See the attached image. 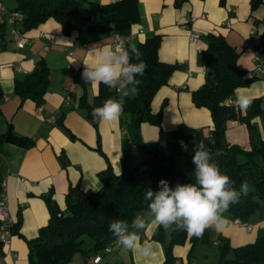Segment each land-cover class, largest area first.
<instances>
[{
  "label": "crops",
  "instance_id": "obj_1",
  "mask_svg": "<svg viewBox=\"0 0 264 264\" xmlns=\"http://www.w3.org/2000/svg\"><path fill=\"white\" fill-rule=\"evenodd\" d=\"M115 1L118 0H85L84 4ZM136 1L138 22L117 33H136L134 42L143 41L151 34H160L158 58L180 65L171 74L168 83L161 86L152 98V112L161 110L162 117L159 126L148 122L140 124L144 142H155L160 133L162 142L172 141L173 131L180 123L204 130L212 127L209 110L194 106L191 99V92L204 82L200 56L208 42L207 33L223 35L239 52L238 66L246 71L247 76L255 77L249 85L238 88L246 89L253 98L264 99V69L260 74H253L256 53L264 64V0L254 9H251V0H223V3L221 0H186L180 6H176L175 0ZM10 3L11 0H0V20L5 23L17 5L16 0L13 7ZM226 21L230 22L229 27L224 25ZM9 26L6 23L8 35L0 41V135L10 128L15 135L32 140V144L24 147L0 142L4 196L13 223L20 221L19 233L12 234L9 244L2 245L0 249V264H28L26 239L35 237L49 218L44 197L52 196L63 210L65 194L70 186L96 190L100 186L97 177L100 170L110 164L114 172H120L126 118L122 114L119 120L103 124L98 122L95 128L84 111L77 107L78 98L84 90L73 81L77 71H84L83 61L89 59V49L93 45L110 46L115 32L101 34L84 44L79 42L75 31L65 35L61 25L48 18L37 27L22 32L25 41L19 47ZM140 29L142 33L138 32ZM191 31L198 33L195 43L188 39ZM258 46L262 47L259 52ZM40 60H44L49 67L44 101L41 104L31 99L20 102L14 92V81L35 70ZM85 88L89 102V97L93 100L99 87L93 90L90 84L85 83ZM235 99L233 93L226 103L236 106ZM252 122L262 138L264 114L253 118ZM225 139L228 144L250 148L248 128L237 120L228 122ZM139 151L143 150L133 149L134 160L141 162L147 159L145 154L142 159L139 158ZM256 213L242 221L247 228L235 224V218L227 211L223 214L224 222L220 229H207L208 242L198 243L191 258L187 259L191 246L189 238L183 244L175 245L173 252L181 256L186 264H213L219 258L218 246L225 240L231 247H237L264 236V207L258 215ZM158 227L141 233V243L148 240L157 253L151 264H162L164 260L160 242L151 238ZM170 231H166L167 234ZM99 253L101 260L98 263L93 262L96 254L90 253L75 255L69 264H146L121 246L108 253Z\"/></svg>",
  "mask_w": 264,
  "mask_h": 264
},
{
  "label": "trees",
  "instance_id": "obj_2",
  "mask_svg": "<svg viewBox=\"0 0 264 264\" xmlns=\"http://www.w3.org/2000/svg\"><path fill=\"white\" fill-rule=\"evenodd\" d=\"M84 1L16 0L14 10L23 15L19 23L23 32L53 18L61 25L65 35L75 31L79 42L84 44L104 33L128 30L133 23L138 22L136 0H118L109 4H84ZM184 1L175 0V4L180 6ZM261 2L251 0V9ZM5 31L6 23L0 20V41L4 40ZM207 39V45L200 56L204 67V82L191 92V99L194 106L209 110L213 125L204 130L180 123L173 131V140L167 142H162L161 133L155 142H144L140 135V124L148 122L160 125L162 112H152L150 103L158 89L168 83L171 74L180 65L158 58L160 34H151L143 41L132 42L125 47L135 45L142 53L141 59L147 68L143 76L137 77L141 81L137 94L125 97L123 115L126 123L122 139L121 175L120 172H114L109 164L97 173L100 181L98 189L83 190L78 185L70 186L65 194L63 210L52 196H45L49 218L35 237L26 239L28 264H69L77 254L103 252L116 239L109 231V225L117 219L130 224L138 213L145 211L150 203L145 199L148 189L158 191L161 180L168 181L173 188L177 184L196 183L195 165L192 163L193 147L201 142L210 149L211 162L218 166L221 174L227 175L234 182L233 186L237 190L244 181L254 189L246 197L242 196L240 203L231 205L228 211L231 216L245 221L250 213L264 207V138L258 135L256 125L252 122L253 118L264 111L262 99L254 98L251 107L244 113L238 107L226 103L236 88L249 85L255 77L247 76L246 71L238 66L239 52L223 35L210 32L207 33ZM131 62L139 61L133 58ZM81 74L79 70L73 75V81L84 90L78 98L77 107L84 111L97 128L98 120L92 116L93 109L103 106L109 98L119 99L118 93L101 84L90 104ZM48 83L49 67L44 60H40L35 70L21 79H15L14 92L20 102L31 99L41 104ZM232 120L246 124L249 149L226 142V127ZM2 141L24 147L32 144V140L15 135L10 128L0 135ZM180 141L189 146L188 151L182 149ZM133 149L146 152L147 159L136 162ZM3 181L0 170V193ZM19 226V220L12 224V234L19 233ZM151 238L160 242L163 248L162 264H186L181 256L174 254L173 247L183 244L187 238L191 243L187 259L193 256L198 243L209 240L208 230L197 238L189 236L182 229H171L167 234L162 226L153 232ZM2 245L0 242V249ZM218 250V261L213 264H264V236H258L253 242L237 247H231L225 240L218 246Z\"/></svg>",
  "mask_w": 264,
  "mask_h": 264
},
{
  "label": "clouds",
  "instance_id": "obj_3",
  "mask_svg": "<svg viewBox=\"0 0 264 264\" xmlns=\"http://www.w3.org/2000/svg\"><path fill=\"white\" fill-rule=\"evenodd\" d=\"M88 56L89 59L83 61L84 71L81 74L85 83L90 84L93 90L104 84L119 94V99L109 98L103 106L94 108L92 116L101 124L113 123L124 112L125 97L137 94L141 83L137 77L144 75L147 65L135 45L130 48L119 44L114 47L93 45ZM133 58L139 62L132 63ZM234 94L235 104L242 111L251 107L254 98L247 94L246 89L236 88ZM89 103H92L91 97ZM180 145L184 151H188L189 146L184 141H180ZM193 152L195 184H177L173 188L168 181L161 180L158 191L147 190L145 199L150 203L130 224L117 219L109 225L117 245L146 264H151L157 253L148 240L141 243V233L154 226H162L165 231L182 229L189 236L200 238L209 228L219 230L224 222L223 214L229 211L231 205L240 203L242 196L246 197L254 191L247 181L237 190L234 182L221 174L218 166L211 162V151L203 142L194 144Z\"/></svg>",
  "mask_w": 264,
  "mask_h": 264
},
{
  "label": "built area",
  "instance_id": "obj_4",
  "mask_svg": "<svg viewBox=\"0 0 264 264\" xmlns=\"http://www.w3.org/2000/svg\"><path fill=\"white\" fill-rule=\"evenodd\" d=\"M23 18V15L19 11H13L9 14V17L6 19V23L11 26V34L14 39V42L17 46L21 47L24 44L25 37L22 35V29L19 26V23L21 22ZM226 27L230 26V22L226 21L224 23ZM139 33H142L143 30H138ZM136 33H129L125 35H121L117 32L113 34L112 42L110 43V46L114 47L117 44L122 45L124 48L135 41ZM188 39L191 43L197 42L198 39V33L191 31L188 35ZM262 50L261 46H258L257 52ZM254 66H253V74H260L263 72L264 64L261 61L260 57L256 53V55L253 58ZM2 192L0 193V242L4 244H9L12 231L11 226L13 224V220L9 214L6 198L4 196V187L5 183L2 182ZM234 223L237 225H242L244 227H247V225L242 222L240 219L235 218ZM248 228V227H247ZM118 245L116 243V239L113 240L108 246H106L103 250L104 253H108L112 251L113 249L117 248ZM101 260V254L97 253L94 258L93 262L98 263Z\"/></svg>",
  "mask_w": 264,
  "mask_h": 264
},
{
  "label": "rangeland",
  "instance_id": "obj_5",
  "mask_svg": "<svg viewBox=\"0 0 264 264\" xmlns=\"http://www.w3.org/2000/svg\"><path fill=\"white\" fill-rule=\"evenodd\" d=\"M11 2L12 3H10L11 4V6L13 7L14 5H15V0H11ZM7 3V2H6ZM5 3V4H6ZM10 6H7V8H9ZM1 16V15H0ZM2 18V17H1ZM10 27V26H9ZM6 35H8V27H6V31H5V37H6ZM258 98H261L262 99V103H263V108H264V99L262 98V97H258ZM264 114V111H263V113H261V114H259L258 115V117H261L262 115ZM257 117V116H256ZM140 152V154L141 155H139V158H141L142 159V156H144V154H145V156L147 157V154L145 153V152H143V151H139ZM137 162V161H136ZM263 208V207H262ZM262 208H260V209H257V210H255V211H253L252 213H250V215L251 214H255L256 212V214L258 215L259 213H260V210L262 209ZM232 255V254H231ZM231 257V256H230ZM218 261V260H217ZM216 261V262H217Z\"/></svg>",
  "mask_w": 264,
  "mask_h": 264
}]
</instances>
